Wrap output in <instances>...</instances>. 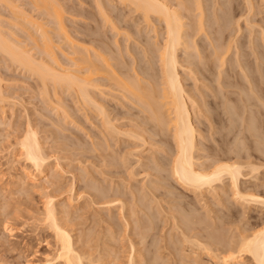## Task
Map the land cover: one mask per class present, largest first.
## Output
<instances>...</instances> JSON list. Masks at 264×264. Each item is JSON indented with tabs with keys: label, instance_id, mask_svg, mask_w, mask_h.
I'll return each mask as SVG.
<instances>
[{
	"label": "rangeland",
	"instance_id": "rangeland-1",
	"mask_svg": "<svg viewBox=\"0 0 264 264\" xmlns=\"http://www.w3.org/2000/svg\"><path fill=\"white\" fill-rule=\"evenodd\" d=\"M59 1L60 2L62 1L61 5H63L62 7L64 8V9H61V12L63 10V12H62L64 14L63 15V21H64L63 23H65L64 27H65V30L67 31L66 34H63V37H62V34H61V36L59 35L60 36L59 37L57 35V33L54 32L56 30V28H55L56 26L53 25V23H52V16H50L52 14V12L48 11V13L50 14V15H48V13L46 12L44 7L42 8L41 6H39L40 9H38V6L37 7L34 6L30 0H14L13 2L10 0V2L17 3V5H19V7L21 8V9L19 8V10H18L19 13H18L17 9H16L17 13H14L15 12L14 9L10 8L9 7L10 5H8L7 2L6 3L3 2L4 4H2V6H1L3 16L1 15L2 16L1 19H3L2 20L3 25L5 26V28L3 27V29H5V33H7L11 37H13L14 40L16 39V41H19L21 43V45L25 46L26 49H28L30 52H32V51L37 52L38 49L36 48V45H35L36 43H34L32 38L29 39V37L31 35H30V33H28V31H30V30L26 31V29H24V27H23L24 24H23V26L21 24L23 23L24 19L25 20H29V18L33 19L34 16L36 17V19H38V21L40 23H42V22L47 23L49 21V23H47L48 24L47 27L49 26L52 28L51 29L48 27L49 30L51 29L50 35L56 40L55 45H58V47H56V49L58 48L56 50V52H57L56 56H58L57 58L59 59L58 60L59 64L62 61L64 62V63L62 62L60 64L61 68L66 66L64 69H66V68L71 69L73 67L78 68V66L80 67L81 62H78V59L79 58L81 59L82 55L84 57L85 56L84 53H88V55H91L93 53V55H91V56H95V53H96L95 50L96 49L97 50L98 49H105L106 51H108L106 53L105 52H101V53H103V55H105V57L106 56L109 57V55H110L109 59L113 57L114 58L113 60L110 59L111 62H113V63L116 61L119 62L118 60H120V59L123 60V62H122L123 64L121 63L123 68L120 66L122 69L118 68L119 70H117V74H119V75H121V73L123 71L128 70V68L130 69L131 65L136 66L138 64L141 65V63H143L142 65H144V64L149 65L151 63L149 61L153 57L152 55H154V54L152 52L147 53V51L148 52L153 51V50L156 51V49H157L156 47H158V46H156V47H154V46L157 45V43H161L160 41H162V39H161L162 35L160 34L161 36H159V38H157L156 33H155L157 30H155V28L156 29L159 28V32H160V30L163 29V26H162L163 24H160L158 21H154V22L152 21L153 23H150L148 25L146 23V21L144 20V17L140 14V12H137L136 10L131 8L130 6H127L124 3H121L120 0H102L103 2L105 1L104 5H105V7H107L105 9H106V12H108L107 13L108 17L109 16L111 17V18L109 17V19L113 20L115 22L114 24L116 26L110 25L109 22L105 21L107 19L103 16V14L98 13L97 6H96L97 0H59ZM182 1H184V0H182ZM190 1L187 0L186 1L187 4H191V5L193 4V6H194L193 2L196 1V3H197V0H190ZM250 1L251 0H220V3H219V0H203L204 6H205V11H206L205 13L207 15L206 18H208V19H206V22L208 23V22H210V20L213 19V16L211 15L212 9H210V7H213V5H215L216 7L218 6V7L222 8L221 12L219 11V15L222 18V19L220 18V20H222L223 24L225 26H227V28H226L222 24V28H221L222 30L219 29L220 32H219V30L216 31V29H213L214 31L212 33H214L213 34L214 36L210 35V32L212 30L209 31L210 28L208 26H206V29H207V33H209V37H211V39L212 38L214 39L216 37H218L220 39V44H222V46L228 47L231 44L230 51L226 53L227 54L226 57H228V61L231 60V62L229 61V64L225 65L226 70H228L227 68H230V66H228V65H233V66L236 65V61L234 58L235 52H236V49L234 47V45H235L234 39L237 40V45H239L238 51L240 50L239 52L241 55V59L243 61L246 59L245 63H247L249 61L247 64V67H249V68H247V70H249L248 74L250 75V78L253 81L254 88L255 87L258 88V86H259V88L260 87H262V88H260V89L258 88L259 90L256 88L258 91L256 89H254V90L251 89V90H253V91H251V90H249L250 85L247 86L249 84V82H245L247 80H246V77L244 75L237 74L238 76L236 75L234 78V77L228 76L227 71H226V74H224L222 78L223 79L225 78L224 80H226L227 82H231V80L233 78L234 81L232 80V84L235 82L236 83L238 82V83H237V86L230 85V87L232 89L231 88L229 89L228 88L229 85L227 84L226 87L230 91L225 89L226 88L225 87L224 89L226 91H228V93L225 94V96H223L224 95L223 94L222 95L223 97L219 96L222 94V92L221 93L214 92L215 87H213V85L210 84V82L208 80H203L202 75L201 74L199 75V73L197 74L198 75L197 77L201 76V77H199L201 80L197 82L198 83V85H197V83L195 82V79H194L196 76L194 77V74L190 73V71H189L190 69L183 68V66L186 62L185 57H187V55L184 53L185 51H184L183 46H180L181 51L180 50L178 51L179 60L181 61L180 63H183L180 65L179 70H180L181 76H183L182 78H183V81L186 85V88H188V90L194 92L196 95L198 94L197 96H195L196 99L198 98L199 100H201V98H202L201 96H204V98L207 97V100L209 99L208 100V106H205L202 109L205 110V108H206V110H207L208 109L207 107H209V108L211 107L210 113L212 115V117H211L213 120L212 123L214 124L213 128H212L213 130L210 127H208L209 123L207 122V120L205 121L206 114L203 113L197 117V115L194 114V111H196V112L198 111V113H199V107L194 106L192 108L193 105H190L191 106L190 108L193 112V119L195 116L197 117V118L195 117V122L197 121L195 124L199 125V131H201L202 135L204 134L202 136L203 139H201V137H200V139H198L199 151H197V153H198L197 155L200 157V158L198 157L199 158L198 164L201 166L205 165V167H206L207 165L210 164L211 160H213L212 158H215V156L216 157H218V156L222 157L223 158V159H221L222 162H224V161L226 162L228 160L230 162H232V161H235L234 159H237L240 156L239 159H237L236 161L239 160L238 163L242 164V166H243V168H242L243 176L241 178L242 183H244L243 185L247 186V184H249L247 186L248 188H251L250 186H253L252 187L253 189L252 188L251 189L254 191L257 190L256 193H259L260 196L264 197V151H263L264 150L263 149L264 148L263 147L264 146V144H263L264 143V137L262 136V135H264V126H263L264 125V114H263L264 113V106H262L264 104V100H263L264 99V97H263L264 92H261V90L264 91V85H263L264 84V82H263V80H264V71H263V69H264L263 64L264 63L263 62L264 61L262 62V60H264V40H263L264 39V37H263L264 36V34H263L264 33V0H252L251 2ZM251 3H253L252 5H254V6H252L250 8L249 6H251ZM208 4L210 7H208ZM206 5L208 8L206 7ZM248 7H249V10H252V11H249ZM20 10H22V11L20 12ZM12 11H14V12H12ZM182 12H184V10ZM248 13H249V15H248ZM186 14H188V13H186ZM209 14H210V17L212 16L211 18L208 17ZM189 15H191V14H189ZM29 16H31V17H29ZM193 17H194V15L192 16V18ZM18 18L20 21L18 20ZM189 18H191V16ZM189 18L185 17V19H183L186 22V25L188 24L186 26V28L188 27L187 28L188 29L187 34H190L191 36L193 34H194V36L197 34L194 38L197 39V41L200 44V47L203 45V43L207 44L208 39L206 38L205 34L201 35V33L198 32V30L194 29L193 25H191V26H193V27H191L190 26L191 19H189ZM21 19H23V20L21 21ZM50 19H51V21H50ZM227 20L228 21L230 20V22H227ZM231 20H233V21H231ZM225 22H226V24H225ZM229 24H230V26H229ZM152 26L153 27L156 26V27L153 28ZM114 27H116L117 29ZM223 27L225 28L226 31L224 30ZM189 30H191V31H189ZM194 32H196V33H194ZM221 32H223L224 34H222ZM97 34H99V35H97ZM64 36H66V37H64ZM204 36H205V38H204ZM97 39H100L101 42L99 40L97 42L96 41ZM28 40H30V41H28ZM204 41H206V42H204ZM154 42L156 44H154ZM190 42H191L190 44L192 46V41H190ZM152 43L154 45H152ZM118 45H119V49H118ZM203 46H205V45H203ZM252 46H253V48H252ZM34 47L36 49H34ZM106 47H107V49H106ZM110 47L112 49H110ZM224 47H223V49H225ZM81 48H84V49L81 50ZM193 49H192V47L190 48V50L188 49L189 55H192V53H195L194 52L195 50H193ZM199 49H201V51H202L200 53L197 50V52L199 53V58L197 57L198 56L197 53H196L197 56H195V55H192L191 57L189 56L190 59L195 56L194 57L195 59L193 58L194 60L191 59V61H193V62L196 61L194 63V66H192V68L196 71H197V68L203 67L201 65L204 64L203 62L205 59H206L205 62H211L212 61L210 63V66L213 65L212 64L213 59L211 56H210L211 59L209 58V61L207 58L208 56L206 58H204L206 55V52L209 53L210 51H206L204 48H199ZM254 49L256 50V52H254ZM257 51L260 53V55L263 54V57L258 58V61L256 59L257 55L259 54ZM72 53H73V55H72ZM112 53H114L113 56H112ZM118 53H119V55H118ZM231 53H232V55H231ZM253 53H254V55H253ZM256 53H257V55H256ZM36 55L39 56V53H37ZM80 55H81V57H80ZM88 55H86V56H88ZM200 55H201V58H200ZM91 56H89V57H91ZM141 56L143 59L141 58ZM117 57L118 58L120 57V58L116 60L115 58H117ZM73 58H74V60H73ZM200 59H203L202 62L200 61L202 63L201 65L199 62ZM232 59H234V60H232ZM120 62H121V60H120ZM70 63H72V64L70 65ZM115 64H117V63H115ZM125 64H127V66ZM250 64H251V66H250ZM117 65H119V63ZM123 65H125L126 67H124ZM81 67H82V64H81ZM262 67H263V69H262ZM120 69L122 71H120ZM155 69L157 71L159 70L158 65H155ZM250 72H252V73H250ZM259 72H261L260 74L262 76H260ZM184 74H185V76H184ZM257 74H259V75H257ZM240 75H242V77H244L245 80L242 79V77ZM253 75L256 76L257 79L259 77H262V79L257 80L256 77H254ZM37 77L35 76V74L24 69V67H21L19 64L13 63V61H11L10 58L6 57V55L4 56V54L0 53V80H1V84H2L3 88L5 89L4 92L8 97V102L7 103L5 102L6 104L4 103L5 104L4 107L3 106L1 107V105H0V264H44L46 262V260L49 261L52 259H53V261H56L55 264H65V263H62L63 261H60L61 259H58V260L55 259L54 260V258H56L59 254V247H60L61 242H60V240H57L60 238H56L57 235L55 234V231H53V228L48 226L50 224L47 223V221L45 220V216H44L45 212L44 211H45L47 199H49V197H53L55 202H57L56 203L57 211H59L58 212V218H59L63 228H65V229L67 228L66 230L70 233V235L73 239L72 241H73L74 246L77 249V251L80 252V254L82 256L84 255L83 256L84 264H122V263L126 264L128 262L127 259L129 258L130 251L132 252L131 249H133V247L131 246L132 243L136 244L135 250H136V252H138L137 254L143 255V256L141 255L142 258L140 257V255L138 256V259H142L141 261L139 260L140 264L141 263L147 264L148 262H149V264H151V263L155 264L154 260L151 259L150 255L152 256V258H155L157 256L155 261L162 260L159 263L164 261V263H161V264H180V263L181 264H192V263L193 264H225V263H222V260H221V258L219 259V257L220 256L223 257L224 255H230V254L234 253V251H236V250H234V248L237 247L236 244L239 240L237 238L240 237V234L243 232V230H241V229H244V231L246 230L245 231V233L247 232L246 234H250L251 232H253L255 230V229H251L252 225H254V224L257 225V223H258V228L263 226V224H264V205L259 204V203H255L254 205L251 204V207H252L251 208L250 206H247L248 205L247 203L243 204V202L241 203L239 201H235L234 200L235 196L233 195V189L230 186V183L228 184L227 180H225L227 182H224L222 185L218 184V188H217L218 192L216 191V189H212V190L207 189L203 193L198 192V191L193 192L189 189L185 190L184 187H182V185L175 182L174 179L172 180V177L168 173H165V172L164 173L163 172L158 173V171L156 169L153 170V169L148 168L151 165H152L151 167H154V165L158 163V160L162 157V154L165 153L164 152V150H165L164 146H162L161 144L155 143L153 140H150V138H148L147 144L145 143L146 144L145 145V144H143V142L141 140H138V139L132 140V139H129L127 136L123 137V135H121L122 137L121 136L120 137L123 140H127L126 141L127 143L122 142V144H121V142H117V140L115 138H113V141H112V137L110 135H108V134H110V132L106 133L107 132L106 131L105 132L106 134L104 135V133H103L104 130L101 131L102 128H100V127L102 125V122H101L102 118H101V116H99L100 115L99 112H97L93 108V105L88 104V103H87L88 105L87 104H81V102H79L77 100V96H76L75 92H73L71 89L69 90L68 87L63 86L66 89H63V87H58V89L55 90L56 88L54 89L53 84L49 83L48 87H49V92L51 93V94L49 93V95L50 96L55 95L56 97L59 96L58 98L62 102L61 105L63 104L64 106H66L65 109L70 108L69 109L70 113L69 112L66 113V112H64L62 107L59 108L55 105L52 106V104H50L47 101L48 95L46 96V94H44L45 92L43 91L42 82H41V80L39 81V79ZM92 77H93V79H97V77H99V76H96V77L92 76ZM107 77L108 76L105 75V77H102V79L99 78L101 81L98 79L99 82L101 83L100 85L104 87V88L100 87L102 89V91L104 90L103 94H101L100 91L97 92L93 88H92V91H93V93L98 95V99L100 100V102L105 107H108L110 109L109 110L108 108H106L109 110V112H111V117L114 118L117 116L115 112L121 113L123 111L125 113L126 111L131 110L129 108V106L131 104V100L129 99L130 101H128L127 98L125 99L124 95H123V93H125V92H122L119 89H117L118 86H116L114 84V82H108L111 80H108ZM121 77H123V75H121ZM103 78H105L107 81ZM228 78H230V79H228ZM235 79H237L238 81H235ZM102 80H104V82ZM241 80H242V83L244 82L243 83L244 86L242 84H240ZM261 80H262V82H261ZM255 81L262 83V84H259V83L255 84L254 83ZM209 84L212 86H210ZM214 84H215V82H214ZM239 84H240V87H238ZM257 84H259V85H257ZM114 86H116L115 89H114ZM196 87H198V89ZM242 87H244V88H242ZM247 87H248V89H247ZM241 90H242V93L245 95H242V94L240 95L239 92H241ZM117 91L119 93H117ZM255 91L257 92V94L256 93H254L252 95L250 94V92L253 93ZM213 93L214 94L217 93L216 96H214ZM260 93H262V94H260ZM201 94H203V95H201ZM238 94L241 97L245 96V98H247L248 100L244 99L243 97L240 99V96H238ZM228 95H230V97H232V98H230ZM231 95H233V96H231ZM246 95H247V97H246ZM255 95H257V97L260 100L262 99V101L260 102V100L258 98H256ZM114 96H116V97H114ZM217 96H219L220 98L218 99ZM253 96H255V98L257 100H259V106H258V101L254 100ZM214 97L216 100L217 99L218 100L216 101L214 99ZM224 97H225V99H224ZM226 98H227V100H226ZM228 98H229V100H228ZM213 99L215 100V102ZM233 100H235L236 102L235 101L233 102ZM239 100H240V102H239ZM241 100H243V102ZM209 101H211L213 104H210L211 102H209ZM225 101H226V103H228L227 101H230L229 102L230 104L228 103L229 105H227L225 103ZM248 101H249V103H248ZM244 102L246 103V105ZM250 102H253L254 103L253 105H255L257 107L253 106L254 107L253 108L251 106ZM223 103L226 105H224ZM261 103H263V104H261ZM233 104H234L235 108H234ZM83 105H85V107H83ZM230 105L235 110L238 108L237 111L233 110L232 107H229ZM242 105L245 107L247 105H249L248 107L250 109H247V107L244 108ZM67 106H69V107H67ZM131 106H132V104H131ZM214 106H217V108H214ZM223 106H225L226 109H224L225 107L222 108ZM260 106H261V108H260ZM195 108H196V110H195ZM229 108L232 110V112L230 111L231 113L228 110ZM251 108H253V109H251ZM244 109H247V110L244 111ZM66 110H68V109H66ZM224 110H226L228 114L230 113V116H232V118H230L228 115H226L227 113H226V111L224 113L223 112ZM132 111L136 112V109H132ZM234 111L235 112L239 111V112L236 115ZM256 111H257V113H255ZM124 113H121V114H123L122 117L120 115L117 116L118 118L116 117L117 119L115 120V123H117L121 127L123 126V130H124V128H125V130L126 129L128 130L130 128V127H128L129 125H123V124L133 123L134 125H136L135 122L138 120L137 119L134 120L133 119L134 117H132L130 114L125 113V115H124ZM210 113H209V115H210ZM240 113H242V114H240ZM247 113H249L250 115ZM239 114H240V116H239ZM243 114H245L246 117H248V118L244 120L245 123H242L243 128L240 129L241 124L239 125V123L244 122L241 120ZM114 115H116V116H114ZM227 116H228V118H227ZM235 116H237V118ZM250 116L251 117L253 116V118H251ZM200 117H202V119ZM122 118H125V119H122ZM126 118H127V120H126ZM229 119H231L232 121H235L236 124L238 123L237 124L238 127L236 126V124H235V128H234V125L231 126L230 124H228L231 121ZM59 120H61V121H59ZM200 120H202V121H200ZM217 120L219 122L220 121L222 122V120H223V122L222 123L220 122V124H219V122ZM248 120H253V121H250V123H248V124L255 122L256 124L254 123V125L253 124L252 125L254 127H255V125H258V126H256V128H255L256 130L254 132H258L259 135L258 134L253 135V136L251 135L249 128L252 126L248 125L246 123ZM226 121L228 122L227 124H226ZM140 122H142V120H140L139 122H136V123L139 124ZM259 122H260V124H259ZM144 123H145L144 125H146V126L149 125V124L147 125L148 122H144ZM261 123H263V124L261 125ZM233 124H234V122H233ZM243 124H245V125H243ZM99 125H100V127H99ZM61 126H62L63 130L61 129ZM247 126H249V127H247ZM236 127H237V129H236ZM29 129L30 130L31 129L36 130L39 141L41 143H43L42 146H43V149L45 150L44 152L48 156V162H47L48 164H47V167L44 170L42 175L39 174V171L38 172L36 171L37 169H35L32 166L30 167L29 163H27V161H26L25 155L21 151L20 141H22L21 139L24 138V136L27 134ZM235 129H236V132H235ZM244 129H246V130H244ZM237 130H239V131H237ZM242 131H245V133L249 132L248 134H246L247 138L244 135L245 133L244 132L242 133ZM240 132L245 136L246 140H245V138L243 139V137H244L243 135L240 136V134H241ZM198 133H200V132H198ZM222 133H223V135H222ZM227 133H228V135H227ZM233 133H235V135ZM236 133H238V134H236ZM106 135L109 137L106 138ZM225 135L227 137H225ZM235 136H237V137H235ZM238 136H240V137H238ZM251 137H253V138H251ZM254 137H257L259 139L261 138V139L257 141V138H256L255 139L256 141H255ZM198 138H199V136H198ZM238 138H240L241 141L243 139L244 142L243 141L241 142L240 139H238ZM226 139H228V140H226ZM237 139L241 143H244L243 148H242L243 144L242 145L239 144L240 142L236 141ZM98 140H100V141L102 140V141L100 142ZM103 140H104V142H103ZM202 140H204V142ZM228 141H229V143H228ZM235 141L238 143H236ZM254 141L258 142V143H255ZM259 142H263V143L259 144ZM93 143H94V145H93ZM95 143H96V145H95ZM151 143H153V144H151ZM203 143H205V144H203ZM235 143L238 144V146ZM245 145H246V147H245ZM102 147L104 148V154H103V150L100 149ZM112 147H113L114 151H113V149H111V151H110V148H112ZM163 147H164V149H163ZM239 147H241V148H239ZM92 148H93V150H92ZM123 148H125V149H123ZM230 148H235V149H230ZM257 148H259V149L257 150ZM260 148H262V150ZM98 150H99L100 154H99ZM105 150H106V152H108V154L105 153ZM227 150H230V151H227ZM232 150H234V152H232ZM237 150H238V153H240L239 155H238V153L235 154V152H237ZM239 150H240V152H239ZM224 151L226 152V154L230 153L231 155L230 154L226 155ZM130 152L131 153L133 152L134 154L131 155ZM246 154H248V155H246ZM95 155H96V157H95ZM159 155H160V157H159ZM236 155H238V157ZM102 156L104 157V159ZM105 156L107 159H105ZM109 156H110V158H109ZM138 156L143 159L142 160L140 158L142 164H140V165L138 164L139 166L136 163L139 159ZM227 156H229L230 158ZM157 158H159V159H157ZM227 158H229V159L227 160ZM109 160H111V161H109ZM105 161H106V164H105ZM144 161H146V162H144ZM152 161H154L155 163H153ZM156 161H157V163H156ZM131 162L134 164H132ZM139 163H140V161H139ZM252 164L254 166H256V165L259 166L258 170H256L255 173H253L254 171L252 172V166H253ZM132 165H133V167H137L134 169L135 174H132V172H130V170H132V168H133V167H131ZM138 167H139V169H138ZM250 167H251V169H250ZM144 173H146V174H144ZM147 174H149V175L147 176ZM18 176H20V178ZM165 176H167V177H165ZM131 179H132V181H131ZM151 179H153V180H151ZM32 180H34V181H32ZM150 181L153 182L152 185H150L151 184ZM35 182L37 185L34 184ZM154 183H156V184H154ZM142 187H143V189H142ZM223 187H224V189H223ZM256 187L258 189H256ZM96 189L98 190L99 194L101 193L100 196L98 193H96L97 192ZM219 189L221 190V192H224L228 196H226V195L224 196V193L219 194V193H221L219 191ZM108 192H109V194L112 192L110 194V196H112V197L109 196L110 198L107 197L108 199L104 198L105 200H103V198H100L101 195L102 196L108 195ZM212 192H214V193H212ZM98 196H99V198H98ZM90 197H91V199H90ZM118 197H119V199H121L120 202L117 201V203H116V201H115L114 203L112 202L113 204L108 202L109 200L118 199ZM223 197H224V199H223ZM183 198H184V200H183ZM222 199H223V201H222ZM105 201H107V202H105ZM103 202H105V203H103ZM124 202L127 204V206ZM235 202H236V204H235ZM65 203L68 204L69 206L66 205ZM122 203L125 204L124 205L125 209L123 211L121 208ZM190 205L192 208L190 207ZM129 206H130V208H129ZM119 208H120V210H119ZM132 208L135 209L136 211L135 210L130 211V209H132ZM213 208H214V210H213ZM104 209H106V210H104ZM191 209H192V212H191ZM196 209H197V211H195ZM198 209H199V211H198ZM218 209H219V211H218ZM225 209H227V210H225ZM60 210H62L63 213ZM193 211H195L197 213L202 212L201 214H202L203 218H204V215L210 216V217L205 216L207 219L204 220V222L207 224V225L206 224L205 225L207 227H210V229H211L210 230L207 228L206 229L207 233L209 234L212 231V233L214 235L216 233L218 234L220 231L221 235H225L224 236L225 239L220 235V233H219V235H216V237L220 236V239L222 238L223 241L227 240V243H226V241L225 242L222 241V242L225 245L228 244V246L225 247V245L223 243H221L220 246L218 245V247H216L217 245H213L215 247H212V248H214V249L218 248L220 250V251H218V249H215V251H214L212 249L211 252L213 251V253H211L210 250L206 249L205 250L206 252H205L204 249L203 250L199 249L201 247H198V246H197L198 248L195 247L196 244L194 242L188 240L187 239L188 237L184 236L185 234L188 235L189 237H192L193 235H200V237L204 238V239L202 238V240L207 241V242L211 241V240L208 236H205L206 232L204 233V235H203V233L202 234H195V233L200 232L199 229L198 228L197 229H191L192 226H195L194 224H192L193 221H197L198 219H200V220L203 219V218H200L201 214H199V216H197L196 219L194 220L195 215L193 213H195V212H193ZM208 213H209V215H208ZM187 215L190 217H187ZM191 215L194 217L192 218ZM123 216H125L126 218L129 217L128 218L129 224L126 223V218H124ZM132 216H133V218H132ZM134 217H136L137 219ZM186 217H187V219H186ZM219 218L220 219L222 218L223 221H221L222 219L220 220ZM115 219H116V221H115ZM180 219H181V221H180ZM208 219H209V221H211V222H209L211 224L208 223ZM215 219L217 220L215 222L216 224L213 223L215 221ZM175 220H177V221H175ZM185 220H188V221L190 220V221L188 222ZM134 221H136V222H134ZM144 221H145V223H144ZM147 221H149V222H147ZM140 222H141V224H140ZM175 222H176V224H175ZM202 222L203 221L201 220V223ZM217 222H221V223H223V224L225 223V224L223 225V224L218 223V224H220V225H218ZM248 222H249V224H248ZM177 223H179V224H177ZM186 223L189 226L192 225L191 228L190 227L188 228ZM189 223H191V225ZM214 225H215V228H214ZM221 226H223L222 229H221ZM144 227L146 229L147 228H149V229H147V231L145 232ZM125 228H127V229H125ZM213 228H214V230H212ZM248 228H250V229H248ZM148 230H149V232H148ZM189 230L191 232H189ZM192 230H194V234L192 233ZM203 230L206 231L205 229H203ZM208 230H209V232H208ZM132 231H133V233H132ZM184 232H186V233L184 234ZM129 233H130V235H129ZM187 233H189V234H187ZM212 233H210V234H212ZM131 234H133V235H131ZM141 234H144V235H141ZM180 234H181V236H180ZM182 235L185 237V239H183L184 237ZM201 235H203V236H201ZM143 236H144V238H143ZM230 237L233 239V241H231ZM207 238L209 240H207ZM130 239L132 240V242L129 241ZM186 239L188 240V242L186 241ZM234 240H236V241H234ZM145 241H146V243H145ZM229 242H232V243H229ZM138 243H140V244H138ZM190 243H192V244H190ZM229 245L231 246V248H232L231 250L233 252L231 250H229L230 249ZM137 247H139V248H137ZM192 247H194V248H192ZM142 248H144V249H142ZM196 248L198 250H196ZM193 249H195V250H193ZM223 249H224V251H223ZM189 250H190V252H189ZM140 251H142L144 253H142ZM179 251H181V252H179ZM221 251H223V252H221ZM187 252H188V254H187ZM147 253H149V254H147ZM226 253H228V254H226ZM153 254L154 255L157 254V255L154 256ZM205 254H208V255L205 256ZM197 255H198V257H197ZM213 255L217 261L214 259ZM161 256L163 257V259L161 258ZM243 256L244 257L240 262L236 261L235 263H232V264H245V263L246 264H254L252 262V259H250L249 256H247V255H243ZM147 258L148 259L150 258L151 261H153V262L149 261ZM158 258H160V259H158ZM193 258L196 260H194ZM199 258H201V259H199ZM181 260H183V261H181ZM218 261L220 263H218ZM159 263H157V264H159Z\"/></svg>",
	"mask_w": 264,
	"mask_h": 264
},
{
	"label": "bare ground",
	"instance_id": "bare-ground-1",
	"mask_svg": "<svg viewBox=\"0 0 264 264\" xmlns=\"http://www.w3.org/2000/svg\"><path fill=\"white\" fill-rule=\"evenodd\" d=\"M12 2L14 1V0H11ZM31 1V3L34 5V6H38V9H40L39 8V6H41L42 8L44 7L45 8V10H46V12L48 13V11H51L52 12V14L50 15L49 13H48V15H50V16H52V23H53V25H55L56 27V30L54 31V32H56L57 33V35L59 36H61V34H62V37H63V34H66V30H65V23H63L64 21H63V10H62V12H61V9H64L62 6L63 5H61V2L59 1V0H30ZM121 1V3H124L125 5H127V6H130L131 8H133L134 10H136L137 12H140V14L144 17V20L146 21V23L149 25L150 23H153L154 21H158L160 24H163L162 26H163V29L162 30H160V32H159V28L158 29H156L155 27H153V28H155V30H157L155 33H156V37L157 38H159V36H161L162 35V37H161V39H162V41H160L161 43H157V45H155L154 47H156V46H158V47H156L157 49H156V51L155 50H153V51H150V52H148L147 51V53H153L154 55H152L153 57L150 59V61L149 62H151L149 65H146V64H144V65H142L143 63H141V65L140 64H138V65H131V67H130V69L128 68V70H125V71H123L122 73H121V75H123V77H121V75H119V74H117V70H119L118 68H121L122 67V62H123V60L122 59H120L121 60V62H120V60H118L119 62H111V60H113L114 58L112 57V58H110L109 59V57H110V55H109V57L108 56H106L105 57V55H103V53H101V52H108V51H106L105 49H96L95 51H96V53H95V56H91V55H93V53L91 54V55H88V53H84V55L86 56V55H88V56H84L83 57V55H82V57H81V55H80V57H81V59L79 60L78 59V62H81L80 63V67L78 66V68H71V69H64L66 66H64L63 68H61L60 67V64L63 62H61L60 64H59V59L57 58L58 56H56V50L58 49H56V47H58V45H55V42H56V40L50 35L51 33H50V30L52 29L51 27H49V28H51L50 30H49V28L47 27V23H49V21L46 23V22H42V23H40L39 21H38V19H36V17L34 16V18L33 19H31V18H29V20H25L24 19V21H23V23L21 24L22 26H23V24H24V29H26V31H28V30H30V31H28V33H30V37H29V39L30 38H32L33 39V41H34V43H36L35 45H36V48L38 49V51L37 52H30L28 49H26V47L25 46H23V45H21V43L19 42V41H16V39L14 40V38L13 37H11L9 34H7V33H5V29H3V27L5 28V26L3 25V19H1V17L3 16V14H2V9H1V6H2V4H4L3 2H7L8 3V5H10L9 7L10 8H13L14 9V11H12V12H14V13H17L16 12V9H17V11L19 10V5H17V3H12V2H10V0H0V53H2V54H4V56L6 55V57H8V58H10V60L11 61H13V63H17V64H19L21 67H24V69H26V70H28V71H30L31 73H33V74H35V76L39 79V81L41 80V82H42V85H43V91L45 92L44 94H46V96H47V101L50 103V104H52V106L53 105H55V106H57V107H62L63 108V110H64V112H66V113H68L69 112V109L70 108H66V109H68V110H66L65 109V107L66 106H64L63 104V106L61 105V100L58 98V97H56L55 95H53V96H50L49 95V83H52L53 84V86H54V89L55 90H57L58 89V87H63V86H65V87H68L69 88V90L71 89L73 92H75V94H76V96H77V100L79 101V102H81V104H91V105H93V108L97 111V112H99V116H101V118H102V125H101V127H100V125H99V127L100 128H102L101 129V131H103L104 130V135L106 134V133H108V132H110V134H108V135H110L111 137H112V141H113V138H115L116 140H117V142H121V144H122V142L124 143V142H126L127 140H123L121 137V135H123V137H125V136H127L129 139H138V140H141L142 142H143V144H147V141H148V138H150V140H153L155 143H157V144H161L162 146H164L165 147V150H164V154H162V157L159 159V158H157V159H159L158 160V163H157V161H156V163L157 164H155L154 165V167H151L150 165V167H148V168H150V169H153V170H157L158 171V173L159 172H165V173H168L171 177H172V180L174 179L175 180V182H177L178 184H180V185H182V187H184V189L186 190H191V191H193V192H196V191H198V192H201V193H203L205 190H207V189H216V191L218 190L217 188H218V184H223L224 182H227L228 181V184L230 183V186L232 187V189H233V195L235 196L234 197V200L235 201H239V202H243V204L244 203H247L248 205L247 206H250L251 207V204H255V203H259V204H262V205H264V197H262V196H260V194L259 193H256L257 192V190L256 191H254V190H252L253 188V186H250L251 188H248L247 186L249 185V184H247V186L245 185H243L244 183H242V176H243V170H242V168H243V166H242V164H239L238 163V161H236L237 159H239V157H238V155L240 154V153H238V150H237V152H235V154L236 153H238V155H236L238 158L237 159H234L235 161H232V162H230L228 159L230 158L229 156H227V157H229V158H227V160L228 161H224V162H222L221 161V159H223L222 157H220V156H218V157H216L215 156V158H212L213 160H211V162H210V164L209 165H207L206 167H205V165H203V166H201V165H199L198 164V162H199V156L197 155L198 153H197V151H199V148H198V146H199V141H198V139H200V137H201V139H203L202 138V136L204 135H202V133H201V131H199V125H196L195 123L197 122H195V117H194V119H193V112H192V110H191V106L190 105H193L192 106V108L195 106H197V107H199V113H198V111L196 112V111H194V114H196L197 115V117L200 115V114H203V113H205L206 114V116H205V121L207 120V122L209 123L208 125V127H210L211 129L213 128V123H212V115H211V113H210V108L209 107H207L208 109L206 110V108H205V110L204 109H202V108H204L205 106H208V100H207V97L206 98H204V96H201L202 98H201V100H199L198 98L196 99L195 98V96H197L194 92H192V91H190V90H188V88H186V85H185V83H184V81H183V76H181V74H180V70H179V68H180V65L181 64H183V63H180L181 61L179 60V54H178V51L180 50L181 51V47L180 46H183L184 47V53L187 55V57H185L186 59H185V64H184V66H183V68H188V69H190L189 71H190V73H192V74H194V79H195V82L197 83L198 81H200L201 79L199 78V77H201V76H199V77H197L198 75V73H199V75L201 74L202 75V78H203V80H208L209 82H210V84H212L213 85V87H215L214 89H215V91L214 92H217V93H221L222 92V94L221 95H219V96H222L223 94V96H225V94H227L228 93V91H226L225 89H227V87H226V85L228 84L229 85V89L231 88L230 87V85H233V86H237V83L235 82V83H233L232 84V80L234 81V79L232 78V80H231V82H227L226 80H224L222 77H223V75L224 74H226V71H227V75L228 76H230V77H234L235 78V76L237 75V74H242V75H244L245 77H246V80L247 81H245V82H249V84L247 85V86H249V90H251V89H256L257 87H255L254 88V86H253V81H252V79L250 78V75L248 74V71L249 70H247V68H249V67H247V64H248V62L247 63H245V61H246V59L243 61L242 59H241V55H240V50L238 51V49H239V45H237V40L236 39H234V42H235V45H234V47H235V49H236V52H235V61H236V65L235 66H233V65H228V66H230V68H227L228 70H226V66L225 65H227V64H229V61L231 62V60H229L228 61V57H226L227 56V52H229L230 51V46H231V44L226 48V47H224V46H222V44H220V39L218 38V37H216V38H212L211 39V37H209V33H207V29H206V26H208L210 29H209V31L210 30H212L211 32H210V35L212 36L214 33H212L214 30L213 29H216V31H218L219 29H221L222 28V24H223V21L222 20H220V18H221V16L219 15V11L221 12V10H222V8L221 7H216L215 5H213V7H210L209 6V4H208V7H210V9H212V16H213V19L212 20H210V22H206V19H208V18H206V11H205V6H204V3H203V0H197V3H196V1L195 2H193L194 3V6H193V4L191 5V4H187V0L184 2V1H182V0H120ZM176 1V2H175ZM190 1V0H189ZM252 1V0H251ZM250 1V2H251ZM60 2V3H59ZM105 2V1H104ZM104 2L102 1V0H97V10H98V13H102L103 14V16L107 19V20H105V21H107V22H109L110 23V25H112V26H114L115 24V22L113 21V20H111V19H109V17H108V15H107V13L108 12H106V9L105 8H107V7H105V5H104ZM191 2V1H190ZM216 2V1H215ZM249 2V1H248ZM247 2V3H248ZM111 3V2H110ZM196 3V4H195ZM214 3V2H213ZM217 3V2H216ZM219 3H220V0H219ZM226 3V2H225ZM253 3H251V6H249L250 8L252 7V6H254V5H252ZM248 5V4H247ZM250 5V4H249ZM212 6V5H211ZM221 6V5H220ZM206 7H207V5H206ZM207 7V8H208ZM249 7H248V10H249ZM9 8V9H10ZM33 8V7H32ZM96 8V7H95ZM21 9V8H20ZM111 9V8H110ZM23 10V9H22ZM22 10H20V12L22 11ZM184 10V12H182V11ZM254 10V9H253ZM133 11V10H132ZM197 11V12H196ZM249 11H252V10H249ZM45 12V11H44ZM45 12V13H46ZM223 12V11H222ZM18 13H19V11H18ZM186 13H188V14H186ZM189 14H191V15H189ZM2 15V16H1ZM45 15V14H44ZM190 17L191 16V18H189L188 16ZM194 15V17L192 18V16ZM196 15V16H195ZM248 15H249V13H248ZM247 15V16H248ZM27 16V15H26ZM141 16V17H142ZM211 16V17H212ZM225 16V15H224ZM223 16V17H224ZM29 17H31V16H29ZM48 17V16H47ZM185 17L186 18H189V19H191V21H190V26L191 25H193L194 26V29L195 30H198V32H200L201 33V35H203V34H205V36H206V38L208 39V42H207V44H204L203 43V45H205V46H201L200 47V44H199V42L197 41V39H195L194 37L197 35H195L194 36V34L191 36L190 34H187L188 32H187V28H186V26L188 25H186V22L183 20V19H185ZM208 17H210V14H209V16ZM210 17V18H211ZM17 18V17H16ZM24 18V17H23ZM50 18V17H49ZM111 18V17H110ZM28 19V18H27ZM31 19V20H30ZM222 19V18H221ZM248 19V18H247ZM18 20H19V18H18ZM23 19H21V21H22ZM143 20V19H142ZM143 20V21H144ZM249 20V19H248ZM20 21V20H19ZM41 21V20H40ZM50 21H51V19H50ZM153 21V22H152ZM208 21V20H207ZM231 21H233V20H231ZM157 22V23H158ZM222 22V23H221ZM227 22H230V20L228 21L227 20ZM19 23V22H18ZM208 25H207V24ZM238 23V22H237ZM20 24V23H19ZM159 24V25H160ZM225 24H226V22H225ZM152 25V24H151ZM224 25V24H223ZM228 25V24H227ZM20 26V25H19ZM51 26V25H50ZM116 26V25H115ZM193 26H191V27H193ZM229 26H230V24H229ZM21 27V26H20ZM190 27V28H191ZM224 27H226L227 28V26H225L224 25ZM223 27V28H224ZM34 28V29H33ZM99 28V27H98ZM114 28H116V27H114ZM229 28V27H228ZM117 29V28H116ZM98 30V29H97ZM115 30V29H114ZM222 30V29H221ZM224 30H225V28H224ZM189 31H191V30H189ZM193 31V30H192ZM202 31V32H201ZM226 31V30H225ZM240 31V30H239ZM197 32V31H196ZM196 32H194V33H196ZM197 32V33H198ZM219 32H220V30H219ZM238 32V31H237ZM260 32V31H259ZM262 32V31H261ZM102 33V32H101ZM212 33V34H211ZM218 33V32H217ZM222 34H224L223 32H221ZM220 33V34H221ZM161 34V35H160ZM264 34V33H263ZM97 35H99V34H97ZM218 35V34H217ZM59 36V37H60ZM205 36H204V38H205ZM214 36V35H213ZM223 36V35H222ZM263 36V35H262ZM61 37V38H62ZM64 37H66V36H64ZM98 37V36H97ZM236 37V36H235ZM251 37V36H250ZM264 37V36H263ZM262 37V38H263ZM68 38V37H67ZM156 38V39H157ZM200 38V37H199ZM231 38V37H230ZM255 38V37H254ZM63 39V38H62ZM70 39V38H69ZM58 40V39H57ZM95 40V39H94ZM93 40V41H94ZM98 40L100 41V39H97L96 41L98 42ZM206 40V39H205ZM231 40V39H230ZM252 40V39H251ZM264 40V39H263ZM28 41H30V40H28ZM190 41H192V46H191V42ZM95 42V41H94ZM96 42V43H97ZM101 42V41H100ZM118 42V41H117ZM151 42V41H150ZM156 42V41H155ZM154 42V44H156ZM204 42H206V41H204ZM116 43V42H115ZM233 43V42H232ZM263 43V42H262ZM261 43V44H262ZM100 44V43H99ZM114 44V43H113ZM118 44V43H117ZM150 44V43H149ZM153 43H152V45H154ZM251 44V43H250ZM60 45V44H59ZM106 45V44H105ZM98 46V45H97ZM121 46V45H120ZM199 46V47H198ZM60 47V46H59ZM101 47V46H100ZM116 47V46H115ZM129 47V46H128ZM192 47V49L193 50H195L194 52L195 53H192V55H195V56H197L198 58H199V53L198 52H202L201 51V49H199V48H204L206 51H210L209 53H207L206 52V55H205V57L204 58H206L207 56V58H208V61H209V58L211 59V57H212V59H213V65L212 66H210V63L212 62L211 60V62H205L206 61V59L204 60V64L203 65H201L202 63V61H203V59H200L199 60V62H200V65L201 66H203V67H200V68H197V71L196 70H194L193 68H192V66H194V63L196 62H193V61H191V59H193V58H191L190 59V57L192 56V55H189V52H188V49L190 50V48ZM223 47L226 49H223ZM255 47V46H254ZM260 47V46H259ZM263 47V46H262ZM35 47H34V49H36ZM85 48V47H84ZM84 48H81V50L82 49H84ZM105 48V47H104ZM109 48V47H108ZM196 48V49H195ZM198 48V49H197ZM250 48V47H249ZM252 48H253V46H252ZM106 49H107V47H106ZM110 49H112L111 47H110ZM109 49V50H110ZM118 49H119V45H118ZM256 49V48H255ZM254 49V52H256V50ZM260 49V48H259ZM197 50H198V52H197ZM204 50V51H205ZM94 51V52H95ZM112 51V50H111ZM129 51V50H128ZM156 53H155V52ZM203 51V52H204ZM244 51V50H243ZM259 51V50H258ZM257 51V52H258ZM110 52V51H109ZM123 52V51H122ZM131 52V51H130ZM143 52V51H142ZM248 52V51H247ZM260 52V51H259ZM258 52V53H259ZM262 52V51H261ZM37 53H39V56H37L36 54ZM74 53V52H73ZM73 53H72V55H73ZM90 53V52H89ZM111 53V52H110ZM145 53V52H144ZM183 53V52H182ZM196 53H197V55H196ZM205 53V52H204ZM246 53V52H245ZM65 55V54H64ZM114 55V53H112V56ZM118 55H119V53H118ZM231 55H232V53H231ZM253 55H254V53H253ZM256 55H257V53H256ZM260 53L257 55V57H256V59H257V61H258V58H260V57H263V54H261L260 56ZM89 56H91V57H89ZM122 56V55H121ZM185 56V55H184ZM190 56V57H189ZM211 56V57H210ZM243 56V55H242ZM93 57V58H92ZM108 57V58H107ZM244 57V56H243ZM252 57V56H251ZM120 58V57H119ZM118 57L117 58H115L116 60L117 59H119ZM141 58H142V56H141ZM149 58V57H148ZM200 58H201V55H200ZM61 59V58H60ZM125 59V58H124ZM143 59V58H142ZM195 59V58H194ZM193 59V60H194ZM73 60H74V58H73ZM140 60V59H139ZM149 60V59H148ZM197 60V59H196ZM232 60H234V59H232ZM260 60V59H259ZM125 61V60H124ZM252 61V60H251ZM250 61V62H251ZM256 61V62H257ZM264 60H262V62H263ZM138 62V61H137ZM260 62V61H259ZM64 63V62H63ZM115 63H119V65H117V64H115ZM122 63V64H121ZM264 63V62H263ZM72 63H70V65H71ZM81 64H82V67H81ZM130 64V63H129ZM234 64V63H233ZM257 64V63H256ZM74 65V64H73ZM79 65V64H78ZM126 66H127V64H125ZM125 65H123L124 67H126ZM146 65V66H145ZM155 65H158V68H159V70L157 71L156 69H155ZM259 65V64H258ZM77 66V65H76ZM119 66V67H118ZM121 66V67H120ZM249 66V65H248ZM250 66H251V64H250ZM263 66H264V64H263ZM68 67V66H67ZM197 67V66H196ZM209 67V68H208ZM258 67V66H257ZM256 67V68H257ZM123 68V67H122ZM121 68V69H122ZM252 68V67H251ZM120 69V71H122ZM261 69V68H260ZM262 69H263V67H262ZM261 69V70H262ZM258 70V69H257ZM188 71V70H187ZM255 71V70H254ZM253 71V72H254ZM263 71H264V69H263ZM256 72V71H255ZM254 72V73H255ZM258 72V71H257ZM250 73H252V72H250ZM261 72H259V74H260ZM107 75L108 77V80H111V81H108V82H114V84L116 85V86H118L117 87V89H119L120 91H122V92H125V93H123V95H124V98L126 99H128V101H130L131 100V104H132V106H131V104H130V106H129V108L131 109V110H129V111H126L125 113H127V114H130L132 117H134L133 119L134 120H138V121H136V122H139L140 120H142V122H140L139 124L138 123H136L135 121V124L136 125H134L133 123H131V124H123V125H129L128 127H130L128 130L126 129L125 130V128H124V130H123V126L121 127V126H119L117 123H115V120L118 118L117 116H121L122 117V115L123 114H121V113H124L123 111L120 113V112H115L116 113V115H114V116H116V117H111V112H109V108L108 107H105L101 102H100V100L98 99V95L97 94H95V93H93V91H92V88L94 89V90H96L97 92H101V94H103V91H102V89L100 88V87H103V86H101L100 84V82H99V78H101L102 79V77H105V75ZM259 74H257V75H259ZM242 75H240L241 77H242ZM92 76H99V77H97V79H93V77ZM184 76H185V74H184ZM238 76V75H237ZM254 76V75H253ZM260 76H262L261 74H260ZM226 77V76H225ZM254 77H256V76H254ZM191 78V77H190ZM238 78V77H237ZM99 79V80H98ZM103 79H105V78H103ZM185 79V78H184ZM228 79H230V78H228ZM242 79H244V77H242ZM256 79H257V77H256ZM255 79V80H256ZM259 79H262V77H259L257 80H259ZM106 80V79H105ZM245 80V79H244ZM101 81V80H100ZM103 82H104V80H102ZM107 81V80H106ZM105 81V82H106ZM235 81H238L237 79H235ZM214 82H215V84H214ZM241 83L240 84H242L243 86H244V82L242 83V80L240 81ZM261 82H262V80H261ZM263 82H264V80H263ZM107 83V82H106ZM105 83V84H106ZM205 83V82H204ZM230 83V84H229ZM255 84L256 83H259V82H257V81H255L254 82ZM209 84V85H210ZM240 84L238 85V87H240ZM259 84H262V83H259ZM259 84H257V85H259ZM197 85H198V83H197ZM205 85V84H204ZM212 85H210V86H212ZM264 85V84H263ZM116 86H114V89H115V87ZM192 86V85H191ZM208 86V85H207ZM111 87V86H110ZM226 87V88H225ZM104 88V87H103ZM197 89H198V87H196ZM225 88V89H224ZM242 88H244V87H242ZM258 88H259V86H258ZM257 88V89H258ZM260 88H262V87H260ZM259 88V89H260ZM63 89H66V88H64L63 87ZM110 89V88H109ZM196 89V90H197ZM204 89V88H203ZM207 89V88H206ZM210 89V88H209ZM213 89V90H214ZM229 89H227V90H229ZM232 89V88H231ZM237 89V88H236ZM240 89V88H239ZM238 89V90H239ZM247 89H248V87H247ZM256 89V90H257ZM258 89V90H259ZM4 88H3V86H2V84H1V80H0V105H1V107L3 106L4 107V105L8 102V97H7V95L5 94V92H4ZM112 90V89H111ZM192 90V89H191ZM194 90V89H193ZM200 90V89H199ZM235 90V89H234ZM237 90V91H238ZM244 90V89H243ZM253 90H251V91H253ZM257 90V91H258ZM116 91V90H115ZM195 91V90H194ZM211 91V90H210ZM230 91V90H229ZM232 91V90H231ZM245 91V90H244ZM243 91V92H244ZM196 92V91H195ZM260 92V91H259ZM261 92H264V91H262L261 90ZM106 93V92H105ZM117 93H119L118 91H117ZM198 93V92H197ZM204 93V92H203ZM216 93V94H217ZM232 93V92H231ZM235 93V92H234ZM240 93V95L242 94V95H245V94H243L242 93V90H241V92H239ZM254 93H256L257 94V92L255 91V92H253V93H251L250 92V94L252 95V94H254ZM51 94V93H50ZM55 94V93H54ZM209 94V93H208ZM214 94V93H213ZM216 94H214V96H216ZM236 94V93H235ZM234 94V95H235ZM249 94V95H250ZM260 94H262V93H260ZM105 95V94H104ZM109 95V94H108ZM122 95V94H121ZM201 95H203V94H201ZM237 95V94H236ZM239 94H238V96H240ZM219 96H217L218 97V99L220 98ZM222 96V97H223ZM229 97H230V95H228ZM231 96H233V95H231ZM256 96V98H258L257 97V95H255ZM255 96H253L254 97V100H257L256 98H255ZM114 97H116V96H114ZM200 97V96H199ZM210 97V96H209ZM243 97V96H242ZM241 96H240V99L242 98ZM246 97H247V95H246ZM264 97V96H263ZM230 98H232V97H230ZM244 99H247V98H245V96L243 97ZM46 99V98H45ZM130 99V100H129ZM214 99H215V97H214ZM213 99V100H214ZM217 99V100H218ZM223 99V98H222ZM224 99H225V97H224ZM234 99V98H233ZM236 99V98H235ZM259 99V98H258ZM216 100V99H215ZM215 100H214V102H215ZM216 100V101H217ZM226 100H227V98H226ZM228 100H229V98H228ZM237 100V99H236ZM248 100V99H247ZM260 100V99H259ZM259 100H257L258 101V106H259ZM264 100V99H263ZM103 101V100H102ZM224 101V100H223ZM235 100H233V102H234ZM242 102H243V100H241ZM262 101V99L260 100V102ZM6 102V103H5ZM120 102V101H119ZM209 102H211V101H209ZM228 103L230 102V101H227ZM236 102V101H235ZM239 102H240V100H239ZM254 102V101H253ZM253 102H250L251 103V106L253 107V106H255V105H253L254 103ZM5 103V104H4ZM127 103V102H126ZM192 103V104H191ZM225 103H226V101H225ZM228 103H226L227 105H229ZM232 103V102H231ZM238 103V102H237ZM236 103V104H237ZM245 103V102H244ZM248 103H249V101H248ZM257 103V102H256ZM87 104V105H88ZM210 104H213L212 102L210 103ZM224 104V103H223ZM226 104H224V105H226ZM235 104V105H236ZM261 104H263V103H261ZM86 105V106H87ZM108 105V104H107ZM115 105V104H114ZM217 105V104H216ZM220 105V104H219ZM245 105H246V103H245ZM250 105V104H249ZM249 105H247L246 107H247V109H250L248 106ZM54 106V107H55ZM125 106V105H124ZM203 106V107H202ZM221 106V105H220ZM233 106H234V104H233ZM243 106V105H242ZM250 106V107H251ZM262 106H264V104L262 105ZM67 107H69V106H67ZM83 107H85V105H83ZM225 106H223L222 108H224ZM229 107H232L231 105L229 106ZM244 108H246L245 106H243ZM255 107H257V106H255ZM80 108V107H79ZM92 108V107H91ZM106 108H108V109H106ZM214 108H217V106H214ZM234 108H235V106H234ZM233 107H232V109L233 110H235ZM254 108V107H253ZM253 108H251V109H253ZM260 108H261V106H260ZM132 109H136V112H133L132 111ZM198 109V108H197ZM224 109H226V107L224 108ZM238 109V108H237ZM237 109L235 110V111H237ZM247 109H244V111L245 110H247ZM113 110V109H112ZM118 110V109H117ZM123 110V109H122ZM125 110V109H124ZM195 110H196V108H195ZM229 110V112L231 111L232 112V110L229 108L228 109ZM59 111V110H58ZM119 111V110H118ZM138 111V112H137ZM225 111L226 110H224L223 112L225 113ZM234 111V112H235ZM240 111V110H239ZM238 111V112H239ZM242 111V110H241ZM253 111V110H252ZM262 111V110H261ZM113 112V111H112ZM230 112V113H231ZM233 112V113H234ZM238 112H235V114L237 115L238 114ZM251 112V111H250ZM249 112V113H250ZM70 113V112H69ZM95 113V112H94ZM118 113V114H117ZM125 113H124V115H125ZM209 113H210V115H209ZM226 113H227V111H226ZM230 113L228 114H226V115H228L230 118H232V116H230ZM246 113V112H245ZM249 113H247V114H249ZM253 113V112H252ZM255 113H257V111L255 112ZM259 113V112H258ZM93 114V113H92ZM98 114V113H97ZM113 114V113H112ZM209 116H208V115ZM240 114H242V113H240ZM240 114H239V116H240ZM264 114V113H263ZM96 115V114H95ZM225 115V114H224ZM225 115V116H226ZM245 114H243L242 115V118H241V120L242 121H244L245 119H247L248 117H246V115L244 116ZM250 115V114H249ZM256 115V114H255ZM254 115V116H255ZM113 116V115H112ZM228 116H227V118H228ZM64 117V116H63ZM62 117V118H63ZM90 117V116H89ZM125 117V116H124ZM127 117V116H126ZM196 117V118H197ZM234 117V116H233ZM236 118H237V116H235ZM244 117V118H243ZM246 117V118H245ZM251 117V116H250ZM257 117V116H256ZM130 118V117H129ZM201 119H202V117H200ZM214 118V117H213ZM251 118H253V116L251 117ZM59 119V118H58ZM122 119H125V118H122ZM140 119V120H139ZM216 119V118H215ZM234 119V118H233ZM263 119V118H262ZM126 120H127V118H126ZM131 120V119H130ZM229 120H231V119H229ZM236 120V119H235ZM257 120V119H256ZM55 121V120H54ZM59 121H61V120H59ZM90 121V120H89ZM118 121V120H117ZM133 121V120H132ZM200 121H202V120H200ZM218 121V120H217ZM239 121V120H238ZM250 121H253V120H248L246 123L248 124V123H250ZM96 122V121H95ZM144 122H148L147 123V125L148 126H146V125H144L145 123ZM215 122V121H214ZM219 122V121H218ZM221 122V121H220ZM220 122H219V124H220ZM222 122H223V120H222ZM221 122V123H222ZM232 122V123H231ZM233 122H234V124H233ZM257 122V121H256ZM261 122V121H260ZM260 122H259V124H260ZM62 123V122H61ZM199 123V122H198ZM202 123V122H201ZM217 123V122H216ZM228 122L226 121V124H227ZM242 123H245V121L244 122H241V123H239V125L241 124V126H240V129L241 128H243L242 127ZM254 123L255 122H253V123H251V124H248V125H251L252 127H250L249 128V131L251 132V135L253 136V135H256V134H258L259 135V133L258 132H254L256 129V126H258V125H255V127L253 126L254 125ZM57 124V123H56ZM93 124V123H92ZM100 124V123H99ZM203 124V123H202ZM228 124H230L231 126L232 125H234V128H235V121H230V123H228ZM238 124V123H237ZM237 124H236V126H237ZM253 124V125H252ZM256 124V123H255ZM263 123H261V125H262ZM60 125V124H59ZM62 125V124H61ZM96 125V124H95ZM131 125V126H130ZM205 125V124H204ZM223 125V124H222ZM243 125H245V124H243ZM198 126V127H197ZM228 126V125H227ZM264 126V125H263ZM262 126V127H263ZM126 127V126H125ZM127 127V128H128ZM230 127V126H229ZM238 127V126H237ZM237 127H236V129H237ZM246 127V126H245ZM247 127H249V126H247ZM68 128V127H67ZM215 128V127H214ZM222 128V127H221ZM228 128V127H227ZM258 128V127H257ZM260 128V127H259ZM61 129H62V126H61ZM205 129V128H204ZM203 129V130H204ZM219 129V128H218ZM217 129V130H218ZM236 129H235V132H236ZM247 129V128H246ZM246 129H244V130H246ZM63 130V129H62ZM66 130V129H65ZM201 130V129H200ZM213 130V129H212ZM211 130V131H212ZM221 130V129H220ZM231 130V129H230ZM233 130V129H232ZM258 130V129H257ZM107 131V132H106ZM206 131V130H205ZM237 131H239V130H237ZM262 131V130H261ZM100 132V131H99ZM106 132V133H105ZM198 132H200V133H198ZM210 132V131H209ZM222 132V131H221ZM232 132V131H231ZM234 132V131H233ZM245 133V131H242V133ZM241 133V132H240ZM239 133V134H240ZM240 134V136L241 135H243V134ZM249 133V132H248ZM248 133H245L244 135L246 136V134H248ZM255 133V134H254ZM263 133V132H262ZM261 133V134H262ZM148 134V135H147ZM215 134V133H214ZM225 134V133H224ZM232 134V133H231ZM234 135H235V133H233ZM236 134H238V133H236ZM222 135H223V133H222ZM227 135H228V133H227ZM243 135V136H244ZM90 136V135H89ZM121 136V137H120ZM198 136H199V138H198ZM240 136H238V137H240ZM242 136V137H243ZM245 136L243 137V139L245 138ZM263 137H264V135H262ZM107 137H109V136H107L106 135V138ZM225 137H227L226 135H225ZM229 137V136H228ZM235 137H237V136H235ZM241 137V138H242ZM249 137V136H248ZM75 138V137H74ZM103 138V137H102ZM101 138V139H102ZM206 138V137H205ZM204 138V139H205ZM246 138H247V136H246ZM246 138H245V140H246ZM251 138H253V137H251ZM257 137H254V140L256 139ZM98 139V138H97ZM109 139V138H108ZM171 139V140H170ZM229 139V138H228ZM228 139H226V140H228ZM238 139H240V138H238ZM236 140V141H239V140ZM242 139V141L244 142V140ZM261 139V138H260ZM259 138H257V141L258 140H260ZM22 141H20V146H21V151H22V153L25 155V158H26V161H27V163H29V165H30V167L32 166V167H34L35 169H37L36 171L38 172L39 171V174L40 175H42L43 174V172H44V170L46 169V167H47V162H48V156L46 155V153L44 152L45 150L43 149V146H42V144L43 143H41L40 141H39V138H38V135H37V133H36V130H34V129H29L28 130V132H27V134L24 136V138L23 139H21ZM134 140V141H135ZM214 140V139H213ZM234 140V139H233ZM232 140V141H233ZM98 141H100V140H98ZM97 141V142H98ZM102 141V140H101ZM100 141V142H101ZM111 141V142H112ZM172 141V142H171ZM203 142H204V140H202ZM223 141V140H222ZM230 141V140H229ZM229 141H228V143H229ZM235 141V142H236ZM240 141H241V139H240ZM239 141V142H240ZM241 141V142H242ZM249 141V140H248ZM256 141V140H255ZM254 141V142H255ZM263 141V140H262ZM96 142V141H95ZM103 142H104V140H103ZM116 142V141H115ZM150 142V141H149ZM152 142V141H151ZM201 142V141H200ZM239 143V144H243V146H242V148L244 147V143ZM84 143V142H83ZM109 143V142H108ZM107 143V144H108ZM127 143V142H126ZM231 143V142H230ZM234 143V142H233ZM236 143H238V142H236ZM235 143V144H236ZM255 143H258V142H255ZM260 143H263V142H259V144ZM102 144V143H101ZM100 144V145H101ZM114 144V143H113ZM145 144V145H146ZM150 144V143H149ZM151 144H153V143H151ZM203 144H205V143H203ZM215 144V143H214ZM246 144V143H245ZM248 144V143H247ZM252 144V143H251ZM264 144V143H263ZM262 144V145H263ZM93 145H94V143H93ZM95 145H96V143H95ZM105 145V144H104ZM117 145V144H116ZM141 145V144H140ZM237 146H238V144H236ZM103 146V145H102ZM106 146V145H105ZM109 146V145H108ZM113 146V145H112ZM133 146V145H132ZM205 146V145H204ZM255 146V145H254ZM95 147V146H94ZM98 147V146H97ZM104 147V146H103ZM100 148V149H102L103 150V154H104V148ZM125 147V146H124ZM131 147V146H130ZM145 147V146H144ZM143 147V148H144ZM156 147V146H155ZM164 147H163V149H164ZM234 147V146H233ZM245 147H246V145H245ZM248 147V146H247ZM264 147V146H263ZM96 148V147H95ZM134 148V147H133ZM167 148V149H166ZM239 148H241V147H239ZM238 148V149H239ZM250 148V147H249ZM111 149H113V147L112 148H110V151H111ZM119 149V148H118ZM123 149H125V148H123ZM209 149V148H208ZM220 149V148H219ZM230 149H235V148H230ZM259 148H257V150H258ZM261 150H262V148H260ZM264 149V148H263ZM92 150H93V148H92ZM252 150V149H251ZM113 151H114V149H113ZM133 151V150H132ZM162 151V150H161ZM227 151H230V150H227ZM236 151V150H235ZM243 151V150H242ZM264 151V150H263ZM94 152V151H93ZM98 152H99V150H98ZM118 152V151H117ZM225 152V151H224ZM232 152H234V150H232ZM239 152H240V150H239ZM105 153L106 154H108V152H106V150H105ZM115 153V152H114ZM129 153V152H128ZM155 153V152H154ZM162 153V152H161ZM217 153V152H216ZM222 153V152H221ZM246 153V152H245ZM80 154V153H79ZM99 154H100V152H99ZM130 154L131 155H133L134 153L132 152H130ZM225 154H226V152H225ZM228 154V153H227ZM226 154V155H227ZM230 154V153H229ZM228 154V155H229ZM234 154V153H233ZM243 154V153H242ZM253 154V153H252ZM78 155V154H77ZM102 155V154H101ZM113 155V154H112ZM120 155V154H119ZM129 155V154H128ZM130 155V156H131ZM217 155V154H216ZM221 155V154H220ZM223 155V154H222ZM225 155V156H226ZM231 155V154H230ZM246 155H248V154H246ZM126 156V155H125ZM224 156V155H223ZM95 157H96V155H95ZM100 157V156H99ZM103 157V156H102ZM115 157V156H114ZM123 157V156H122ZM159 157H160V155H159ZM199 157V158H198ZM214 157V156H213ZM220 157V158H219ZM249 157V156H248ZM109 158H110V156H109ZM131 158V157H130ZM138 161L136 162L137 163V165L139 164H142L141 163V157H139L138 156ZM141 158V159H140ZM145 158V157H144ZM152 158V157H151ZM103 159H104V157H103ZM105 159H107L106 158V156H105ZM121 159V158H120ZM205 159V158H204ZM225 159V158H224ZM232 159V158H231ZM230 159V160H231ZM101 160V159H100ZM124 160V159H123ZM122 160V161H123ZM143 160V159H142ZM226 160V159H225ZM109 161H111V160H109ZM139 161H140V163H139ZM148 161V160H147ZM144 162H146V161H144ZM153 163H155L154 161H152ZM151 162V163H152ZM109 163V162H108ZM116 163V162H115ZM132 163V162H131ZM150 163V162H149ZM105 164H106V161H105ZM118 164V163H117ZM126 164V163H125ZM132 164H134V163H132ZM202 164V163H201ZM121 165V164H120ZM138 165V166H139ZM250 165V164H249ZM253 165V164H252ZM128 166V165H127ZM142 166V165H141ZM131 167H133V165L131 166ZM129 168V167H128ZM127 168V169H128ZM135 168H137V167H133L132 168V170H130V172H132V174H135V171H134V169ZM147 168V167H146ZM258 168H259V166L258 165H256V166H252V172L253 173H255V171L256 170H258ZM123 169V168H122ZM138 169H139V167H138ZM250 169H251V167H250ZM121 170V169H120ZM148 171V170H147ZM121 173V172H120ZM258 173V172H257ZM131 174V173H130ZM131 174V175H132ZM137 174V173H136ZM144 174H146V173H144ZM130 175V176H131ZM149 174H147V176H148ZM134 176V175H133ZM136 176V175H135ZM145 176V175H144ZM146 176V177H147ZM163 176V175H162ZM19 178H20V176H18ZM125 177V176H124ZM165 177H167V176H165ZM34 178V177H33ZM129 178V177H128ZM244 178V177H243ZM149 179V178H148ZM20 180V179H19ZM147 180V179H146ZM151 180H153V179H151ZM225 180H227V181H225ZM32 181H34V180H32ZM131 181H132V179H131ZM138 181V180H137ZM113 182V181H112ZM140 182V181H139ZM146 182V181H145ZM151 182V181H150ZM149 182V183H150ZM155 182V181H154ZM152 183L153 182H151V184L150 185H152ZM35 185H37L36 184V182L34 183ZM131 184V183H130ZM154 184H156V183H154ZM162 184V183H161ZM171 184V183H170ZM177 185V184H176ZM253 185V184H252ZM127 186V185H126ZM255 186V185H254ZM112 187V186H111ZM129 187V186H128ZM149 187V186H148ZM157 187V186H156ZM166 187V186H165ZM169 187V186H168ZM220 187V186H219ZM260 187V186H259ZM167 188V187H166ZM73 189V188H72ZM133 189V188H132ZM142 189H143V187H142ZM156 189V188H155ZM223 189H224V187H223ZM256 189H258L257 187H256ZM138 190V189H137ZM141 190V189H140ZM174 190V189H173ZM226 190V189H225ZM260 190V189H259ZM96 193H98V190L96 189ZM219 191L221 192V190L219 189ZM224 191V190H223ZM231 191V190H230ZM101 192V191H100ZM118 192V191H117ZM138 192V191H137ZM149 192V191H148ZM174 192V191H173ZM218 192V191H217ZM216 192V193H217ZM112 193V192H111ZM110 193V194H111ZM183 193V192H182ZM212 193H214V192H212ZM222 193H224V192H221V193H219V194H222ZM99 194V193H98ZM101 194V193H100ZM100 194H99V196H100ZM103 194V193H102ZM110 194H109V192H108V195H104V196H102L101 195V197L100 198H103V200H105L104 198H110V197H112V196H110ZM114 194V193H113ZM93 195V194H92ZM121 195V194H120ZM150 195V194H149ZM226 194L224 193V196H225ZM99 196H98V198H99ZM110 196V197H109ZM126 196V195H125ZM134 196V195H133ZM154 196V195H153ZM156 196V195H155ZM223 196V195H222ZM226 196H228V195H226ZM96 197V196H95ZM94 197V198H95ZM116 197V196H115ZM120 197V196H119ZM119 197H118V199H113V200H109L108 202H110L111 204H113L115 201H116V203H117V201H119L120 202V200L121 199H119ZM107 198V199H108ZM117 198V197H116ZM137 198V197H136ZM90 199H91V197H90ZM123 199V198H122ZM143 199V198H142ZM160 199V198H159ZM176 199V198H175ZM187 199V198H186ZM221 199V198H220ZM223 199H224V197H223ZM223 199H222V201H223ZM227 199V198H226ZM100 200V199H99ZM156 200V199H155ZM183 200H184V198H183ZM197 200V199H196ZM229 200V199H228ZM233 200V199H232ZM151 201V200H150ZM198 201V200H197ZM100 202V201H99ZM102 202V201H101ZM105 202H107V201H105ZM105 202H103V203H105ZM113 202V203H112ZM123 202V201H122ZM152 202V201H151ZM188 202V201H187ZM205 202V201H204ZM56 203L57 202H55V200H54V198L53 197H49V199H47V203H46V206H45V214H44V216H45V220L47 221V223H49L50 225H48L49 227H51V228H53V231H55V234L58 236H56L55 234V236H56V238H60V239H57V240H60V247H59V254H58V256L56 257V258H54V260L56 259V260H58V259H61L60 261H63L62 263H65V264H84V262H83V256L80 254V252H78L77 251V249L75 248V246H74V243H73V239H72V237H71V235H70V233L65 229V228H63V226H62V224H61V222H60V220H59V218H58V212L59 211H57V205H56ZM70 203V202H69ZM109 203V204H110ZM115 203V204H116ZM125 203V202H124ZM124 203H122V205H121V208H122V211L125 209L124 208V205L126 204H124ZM128 203V202H127ZM133 203V202H132ZM138 203V202H137ZM159 203V202H158ZM66 204V203H65ZM96 204V203H95ZM101 204V203H100ZM108 204V205H109ZM121 204V203H120ZM147 204V203H146ZM164 204V203H163ZM185 204V203H184ZM189 204V203H188ZM195 204V203H194ZM216 204V203H215ZM235 204H236V202H235ZM60 205V204H59ZM66 205H68V204H66ZM138 205V204H137ZM161 205V204H160ZM207 205V204H206ZM225 205V204H224ZM242 205V204H241ZM69 206V205H68ZM126 206H127V204H126ZM220 206V205H219ZM223 206V205H222ZM245 206V205H244ZM112 207V206H111ZM190 207H191V205H190ZM226 207V206H225ZM257 207V206H256ZM59 208V207H58ZM61 208V207H60ZM69 208V207H68ZM107 208V207H106ZM129 208H130V206H129ZM128 208V209H129ZM137 208V207H136ZM160 208V207H159ZM171 208V207H170ZM192 208V207H191ZM195 208V207H194ZM197 208V207H196ZM252 208V207H251ZM67 209V208H66ZM250 209V208H249ZM69 210V209H68ZM104 210H106V209H104ZM108 210V209H107ZM117 210V209H116ZM119 210H120V208H119ZM127 210V209H126ZM134 211L135 209H130V211ZM143 210V209H142ZM166 210V209H165ZM213 210H214V208H213ZM225 210H227V209H225ZM60 211H62V210H60ZM114 211V210H113ZM121 211V212H122ZM136 211V210H135ZM162 211V210H161ZM195 211H197V209L195 210ZM195 211H193V212H195ZM198 211H199V209H198ZM209 211V210H208ZM218 211H219V209H218ZM111 212V211H110ZM109 212V213H110ZM117 212V211H116ZM129 212V211H128ZM159 212V211H158ZM191 212H192V209H191ZM207 212V211H206ZM62 213H63V211H62ZM137 213V212H136ZM160 213V212H159ZM169 213V212H168ZM196 213V214H195ZM195 213H193L194 215H195V218H194V220L196 219V217L197 216H199V214H201V213H197V212H195ZM210 213V212H209ZM209 213H208V215H209ZM67 214V213H66ZM123 214V213H122ZM140 214V213H139ZM153 214V213H152ZM190 214V213H189ZM227 214V213H226ZM64 215V214H63ZM113 215V214H112ZM130 215V214H129ZM128 215V216H129ZM147 215V214H146ZM165 215V214H164ZM163 215V216H164ZM213 215V214H212ZM65 216V215H64ZM110 216V215H109ZM178 216V215H177ZM192 216V215H191ZM201 217L200 218H203L202 217V214L200 215ZM210 217V216H207V215H204V218L203 219H201L203 222L201 223V220L200 219H198L197 221H193V223L192 224H194L195 226H192L191 225V223H189L191 226H192V228H191V226H189V225H187V223H186V225L188 226V228L190 227L191 229H199V233H195V234H202L203 233V235H204V233L206 232V235L205 236H208L209 238H210V240L211 241H203L202 240V238L203 237H200V235H193L194 234V230H192V237H189L188 235H186L185 233L186 232H184V236H186V237H188L187 239L188 240H190V241H192V242H194L196 245H195V247H201V248H199V249H201V250H203L204 249V251L207 249V250H210V252H211V250L213 249L214 251H215V249H218V248H212V247H215V246H213V245H217L216 247H218V245L220 246V244L221 243H223V242H225L226 241V243H227V240H225V241H223L222 240V238L220 239V236L218 237H216V235H219V233H220V235H221V232L219 231V233L217 234H214L213 235V233H212V231L210 232V233H212V234H208L207 233V228L208 229H210V227H207L206 225V223L204 222V220L205 219H207L206 217ZM229 216V215H228ZM118 217V216H117ZM124 218H126L125 216H123ZM122 217V218H123ZM130 217V216H129ZM128 217V218H129ZM148 217V216H147ZM161 217V216H160ZM183 217V216H182ZM187 217H190V216H188L187 215ZM187 217H186V219H187ZM194 216H192V218H193ZM128 218H126V223L127 224H129V219ZM132 218H133V216H132ZM134 218H136V217H134ZM149 218V217H148ZM223 218V217H222ZM221 218V219H222ZM61 219V218H60ZM137 219V218H136ZM150 219V218H149ZM220 219V218H219ZM220 219V220H221ZM104 220V219H103ZM121 220V219H120ZM125 220V219H124ZM192 220V219H191ZM214 220V219H213ZM115 221H116V219H115ZM175 221H177V220H175ZM180 221H181V219H180ZM185 221H188V220H185ZM190 221V220H189ZM188 221V222H189ZM217 220L215 219V221L213 222V223H215ZM221 221H223V219L221 220ZM230 221V220H229ZM125 222V221H124ZM134 222H136V221H134ZM147 222H149V221H147ZM207 222V221H206ZM209 222H211V221H209V219H208V223ZM144 223H145V221H144ZM185 223V222H184ZM218 223H220V224H223V223H221V222H217V224ZM227 223V222H226ZM251 223V222H250ZM261 223V222H260ZM111 224V223H110ZM113 224V223H112ZM119 224V223H118ZM140 224H141V222H140ZM149 224V223H148ZM175 224H176V222H175ZM177 224H179V223H177ZM182 224V223H181ZM206 224V225H205ZM209 224H211V223H209ZM216 224V223H215ZM220 224H218V225H220ZM225 224V223H224ZM223 224V225H224ZM246 224V223H245ZM248 224H249V222H248ZM247 224V225H248ZM109 225V224H108ZM117 225V224H116ZM152 225V224H151ZM154 225V224H153ZM174 225V224H173ZM251 225V224H250ZM255 225V226H254ZM254 225H252L251 227V229H255L253 232H251L250 234H246L245 233V231H244V229H241V230H243V232L240 234V237H238L237 239H239L238 240V242H237V247L236 248H234V250H236V251H234V253H232V254H230V255H224L223 257H219V259L221 258V260H222V263H225V264H232V263H235L236 261H241L242 259H243V255H247V256H249L250 257V259H252V262L254 263V264H259V261H260V259L261 258H264V247H262V246H264V236H260V235H258L259 233H262V232H264V224H263V226H261V227H259L258 228V223H257V225L256 224H254ZM155 226V225H154ZM177 226V225H176ZM180 226V225H179ZM212 226V225H211ZM245 226V225H244ZM120 227V226H119ZM141 227V226H140ZM139 227V228H140ZM146 227V226H145ZM144 227V229H145V232L147 231V229H149V228H145ZM178 227V226H177ZM217 227V226H216ZM219 227V226H218ZM222 227L223 226H221V229H222ZM154 228V227H153ZM152 228V229H153ZM175 228V227H174ZM173 228V229H174ZM183 228V227H182ZM214 228H215V225H214ZM214 228L212 229V230H214ZM257 228V229H256ZM113 229V228H112ZM125 229H127V228H125ZM136 229V228H135ZM203 229H205L206 231H204ZM248 229H250V228H248ZM133 230V229H132ZM139 230V229H138ZM151 230V229H150ZM179 230V229H178ZM185 230V229H184ZM202 230V231H201ZM211 230V229H210ZM222 231V230H221ZM135 232V231H134ZM141 232V231H140ZM144 232V233H145ZM148 232H149V230H148ZM179 232V231H178ZM189 232H191L190 230H189ZM208 232H209V230H208ZM214 232V231H213ZM216 232V231H215ZM223 232V231H222ZM54 233V232H53ZM109 233V232H108ZM107 233V234H108ZM117 233V232H116ZM126 233V232H125ZM132 233H133V231H132ZM158 233V232H157ZM140 234V233H139ZM187 234H189V233H187ZM111 235V234H110ZM123 235V234H122ZM129 235H130V233H129ZM131 235H133V234H131ZM141 235H144V234H141ZM203 235H201V236H203ZM180 236H181V234H180ZM183 236V235H182ZM183 236V237H184ZM223 238H224V236L225 235H221ZM236 236V235H235ZM114 237V236H113ZM130 237V236H129ZM140 237V236H139ZM142 237V236H141ZM173 237V236H172ZM143 238H144V236H143ZM206 238V237H205ZM231 238V237H230ZM140 239V238H139ZM147 239V238H146ZM162 239V238H161ZM180 239V238H179ZM183 239H185V237L183 238ZM186 239V241L188 242V240ZM204 239V238H203ZM225 239V238H224ZM228 239V238H227ZM117 240V239H116ZM141 240V239H140ZM207 240H209L208 238H207ZM130 242H132V240L130 239L129 240ZM223 241V242H222ZM231 241H233V239L231 238ZM234 241H236V240H234ZM134 242V241H133ZM149 242V241H148ZM181 242V241H180ZM249 242H251V243H249ZM144 243V242H143ZM142 243V244H143ZM145 243H146V241H145ZM175 243V242H174ZM173 243V244H174ZM229 243H232V242H229ZM138 244H140V243H138ZM161 244V243H160ZM181 244V243H180ZM184 244V243H183ZM190 244H192V243H190ZM224 244V243H223ZM222 244V245H223ZM182 245V244H181ZM225 245V244H224ZM231 245V244H230ZM229 245V246H230ZM116 246V245H115ZM132 247H133V249H131L132 250V252L130 251V255H129V258L127 259L128 260V262L126 263V264H140L139 263V260L141 261L142 259H138V256L140 255V257H141V255L142 254H137L138 252H136V250H135V248H136V244H134V243H132V245H131ZM141 246V245H140ZM147 246V245H146ZM145 246V247H146ZM166 246V245H165ZM226 246H228V244H226L225 245V247ZM108 247V246H107ZM122 247V246H121ZM130 247V246H129ZM197 247V248H198ZM234 247V246H233ZM99 248V247H98ZM131 248V247H130ZM137 248H139V247H137ZM159 248V247H158ZM192 248H194V247H192ZM191 248V249H192ZM196 248V250H198ZM119 249V248H118ZM141 249V248H140ZM142 249H144V248H142ZM225 249V248H224ZM224 249H223V251H224ZM232 248H231V246H230V249L229 250H231ZM108 250V249H107ZM193 250H195V249H193ZM226 250V249H225ZM228 250V249H227ZM109 251V250H108ZM145 251V250H144ZM161 251V250H160ZM218 251H220L219 249H218ZM217 251V252H218ZM223 251H221V252H223ZM232 251V250H231ZM106 252V251H105ZM140 252H142V251H140ZM159 252V251H158ZM168 252V251H167ZM179 252H181V251H179ZM189 252H190V250H189ZM193 252V251H192ZM197 252V251H196ZM199 252V251H198ZM202 252V251H201ZM206 252V251H205ZM204 252V253H205ZM230 252V251H229ZM233 252V251H232ZM142 253H144V252H142ZM200 253V252H199ZM211 253H213V251L211 252ZM210 253V254H211ZM122 254V253H121ZM147 254H149V253H147ZM158 254V253H157ZM156 254V255H157ZM161 254V253H160ZM163 254V253H162ZM174 254V253H173ZM187 254H188V252H187ZM225 254V253H224ZM226 254H228V253H226ZM154 255V254H153ZM156 255H154V256H156ZM190 255V254H189ZM199 255V254H198ZM198 255H197V257H198ZM206 255H208V254H205V256ZM212 255V254H211ZM210 255V256H211ZM216 255V254H215ZM107 256V255H106ZM123 256V255H122ZM143 256V255H142ZM183 256V255H182ZM193 256V255H192ZM218 256V255H217ZM101 257V256H100ZM104 257V256H103ZM110 257V256H109ZM145 257V256H144ZM150 257H151V259H153L154 260V262H155V264H157V263H159L160 261H162V260H158V259H160V258H158L157 260L158 261H155L156 260V257L155 258H152V256L150 255ZM160 257V256H159ZM165 257V256H164ZM169 257V256H168ZM213 257H214V255H213ZM118 258V257H117ZM142 258V257H141ZM161 258L163 259V257L161 256ZM183 258V257H182ZM209 258V257H208ZM218 258V257H217ZM85 259V258H84ZM120 259V258H119ZM148 259V258H147ZM151 259L149 258L148 260L149 261H151ZM194 259V258H193ZM198 259V258H197ZM199 259H201V258H199ZM213 259V258H212ZM214 259H215V257H214ZM213 259V260H214ZM245 259V258H244ZM126 260V261H127ZM144 260V259H143ZM147 260V261H148ZM194 260H196V259H194ZM216 260V259H215ZM116 261V260H115ZM119 261V260H118ZM181 261H183V260H181ZM187 261V260H186ZM217 261V260H216ZM220 261V260H219ZM218 261V263H220ZM251 261V260H250ZM145 262V261H144ZM151 262H153V261H151ZM157 262V263H156ZM177 262V261H176ZM195 262V261H194ZM245 262V261H244ZM56 263V261H53V259L52 260H49V261H47L46 260V262L44 263V264H55ZM161 263H164V261L163 262H161ZM161 263H159V264H161ZM122 264H124V263H122ZM141 264H145V263H141ZM147 264H149V262L147 263ZM151 264H154V263H151ZM181 264V263H180ZM193 264V263H192ZM246 264V263H245Z\"/></svg>",
	"mask_w": 264,
	"mask_h": 264
},
{
	"label": "snow or ice",
	"instance_id": "snow-or-ice-1",
	"mask_svg": "<svg viewBox=\"0 0 264 264\" xmlns=\"http://www.w3.org/2000/svg\"><path fill=\"white\" fill-rule=\"evenodd\" d=\"M258 235H260V236H264V232L259 233ZM249 243H251V242H249ZM262 247H264V246H262ZM259 264H264V258H261V259H260Z\"/></svg>",
	"mask_w": 264,
	"mask_h": 264
}]
</instances>
